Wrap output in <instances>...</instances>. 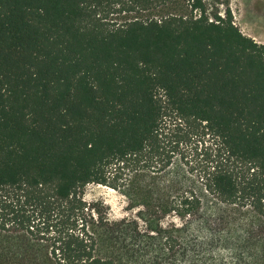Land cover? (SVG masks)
I'll use <instances>...</instances> for the list:
<instances>
[{"label":"trees","instance_id":"16d2710c","mask_svg":"<svg viewBox=\"0 0 264 264\" xmlns=\"http://www.w3.org/2000/svg\"><path fill=\"white\" fill-rule=\"evenodd\" d=\"M133 1L162 15L107 28L102 0H0V264H264V45L201 0L198 17ZM182 124L214 146L199 194L50 233L80 189L161 155Z\"/></svg>","mask_w":264,"mask_h":264},{"label":"rangeland","instance_id":"374dc122","mask_svg":"<svg viewBox=\"0 0 264 264\" xmlns=\"http://www.w3.org/2000/svg\"><path fill=\"white\" fill-rule=\"evenodd\" d=\"M210 20L223 18L229 12L232 24L253 42L264 45V0H201ZM182 10L174 15L198 17L191 2L181 0ZM160 18L157 11L139 10L133 0H102L95 19L107 28L122 26L137 19ZM195 127L182 124L172 128L161 155L132 156L122 164L108 168L107 182L88 184L77 192L73 203L55 211L50 233L63 230L79 220L103 215L110 219L139 216L144 203L153 204L163 190L165 201L182 194H199L204 186V171L211 166L214 146L208 136L199 137ZM198 130V129H197ZM236 218L250 215L249 206L239 207ZM238 210V208H236ZM246 212V213H244ZM174 217V216H172Z\"/></svg>","mask_w":264,"mask_h":264},{"label":"built area","instance_id":"2783aa9c","mask_svg":"<svg viewBox=\"0 0 264 264\" xmlns=\"http://www.w3.org/2000/svg\"><path fill=\"white\" fill-rule=\"evenodd\" d=\"M210 21H212V20H210Z\"/></svg>","mask_w":264,"mask_h":264}]
</instances>
